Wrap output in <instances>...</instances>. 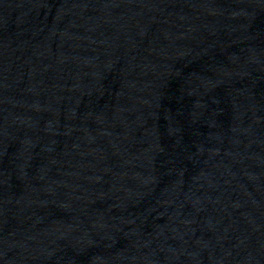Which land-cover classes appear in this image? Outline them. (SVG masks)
Here are the masks:
<instances>
[{"label": "water", "instance_id": "water-1", "mask_svg": "<svg viewBox=\"0 0 264 264\" xmlns=\"http://www.w3.org/2000/svg\"><path fill=\"white\" fill-rule=\"evenodd\" d=\"M0 264H264V0H0Z\"/></svg>", "mask_w": 264, "mask_h": 264}]
</instances>
